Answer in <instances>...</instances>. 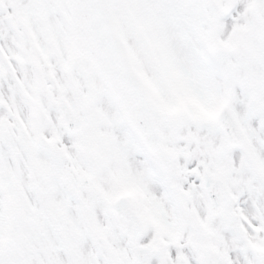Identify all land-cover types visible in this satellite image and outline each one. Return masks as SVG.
<instances>
[{
    "label": "snow or ice",
    "instance_id": "snow-or-ice-1",
    "mask_svg": "<svg viewBox=\"0 0 264 264\" xmlns=\"http://www.w3.org/2000/svg\"><path fill=\"white\" fill-rule=\"evenodd\" d=\"M0 264H264V0H0Z\"/></svg>",
    "mask_w": 264,
    "mask_h": 264
}]
</instances>
